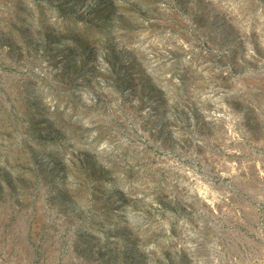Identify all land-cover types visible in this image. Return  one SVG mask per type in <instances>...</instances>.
<instances>
[{
    "label": "rangeland",
    "instance_id": "1",
    "mask_svg": "<svg viewBox=\"0 0 264 264\" xmlns=\"http://www.w3.org/2000/svg\"><path fill=\"white\" fill-rule=\"evenodd\" d=\"M0 264H264V0H0Z\"/></svg>",
    "mask_w": 264,
    "mask_h": 264
}]
</instances>
